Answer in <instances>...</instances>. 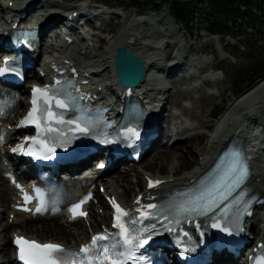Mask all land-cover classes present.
Here are the masks:
<instances>
[{"label":"bare ground","instance_id":"obj_1","mask_svg":"<svg viewBox=\"0 0 264 264\" xmlns=\"http://www.w3.org/2000/svg\"><path fill=\"white\" fill-rule=\"evenodd\" d=\"M9 1L15 3V0L0 1V23L1 21L5 20L4 12ZM51 1L53 3L56 2L60 6H62V10L67 12V14L78 11L77 6H69L64 2L60 3L55 0ZM38 4L39 3H35V5ZM85 4L93 5L92 1L86 2ZM22 5H30V3L25 2ZM35 5H33V7ZM110 6L113 7L116 6V4L110 3ZM119 7L125 8V6ZM153 10H156V8H153ZM126 14L128 23L123 24L121 28L110 37H100L99 35L93 34L92 38L90 39L91 42L94 44L103 43L104 48L101 47L102 45H95L96 47L90 52V55L92 56H89L88 58L89 64L85 65L84 67L90 68L89 70H92L94 68L99 69L102 75L110 74L113 71L112 61L114 52L118 47L124 46L126 49L131 50L135 55L139 56L146 67V73L137 87H144L145 89H147L151 86H154V84L152 85V82H150L152 81L153 76L151 70L152 72L153 70H155L156 72H162L163 69H169L170 72L166 76L171 79V72L175 71L177 69V65H179L178 58L180 57L181 60L185 62L186 59L183 57H186L190 52H192L194 48L193 45L191 44L189 45V47L183 46L184 48L179 47L180 52L175 54L171 52L167 53L169 47L172 48V44L175 45V43H179L181 40V35L177 34L178 32H176V28L174 26H171L168 22H163V17L153 14L151 10H132L128 11ZM55 18V15H48L46 18H42V20L44 19L42 23H44L45 21H51ZM107 23L112 24L110 28L104 27V25H106ZM107 23H105L102 27L105 31L111 30L113 24L116 22L109 21ZM152 23L161 25L160 29L165 34H151L148 31V25H151ZM54 34L56 35V32ZM166 37H168V40L170 42L168 47H165L163 45ZM101 38H103V40H101ZM82 48L83 47H80L78 52L81 53ZM165 54H168L166 59ZM79 55V57L75 55L77 61L79 60V63L85 62L82 61V58H85V55ZM164 60L165 62L161 64ZM91 64L97 65L96 67H94ZM180 66H183V64ZM204 67L212 68L214 67V65H210L208 63L205 64ZM84 71L87 70L84 69ZM184 76L185 75H183L182 77L171 79L170 85H172V87H177L179 83L185 81ZM190 76H192V74H190ZM220 81L221 80L219 78L214 80H206L204 82V85L210 87L212 85L219 84ZM173 83L178 84L174 85ZM167 86L168 85L166 84L164 78H162V80L158 81V83L154 86L156 87L155 89L159 90V92H156L153 96L159 97L160 102L165 101L166 104H168L170 100L172 104H181L178 107L181 108V115L185 116L186 119H181L180 117H178L180 118V124H185L187 119H195L197 120V123L186 124L187 126L185 125V129L182 131V133L178 134L183 137L185 136L184 142L177 143L172 147H168L167 145H159L153 150V152H151L152 159L148 161L147 166H150L151 168L157 167V170L154 172L148 171V173L153 177L165 179L163 186L170 187L186 183L192 176L203 169L202 163L205 160L206 156L210 154L209 151L211 150V148H213L212 150H214L215 147L219 144L218 142H216L217 137L213 136L214 132L218 134L220 131L224 130L223 133L228 132L236 133V135H241L240 132L247 129V127H249L253 123L259 124L258 122L261 121L264 124V78L258 81L246 92L241 94L237 99L230 102L225 111L222 112L223 114L221 115V117H219V119L217 120L218 122L213 127V130H208L207 133L201 131V129L206 130L208 125L206 119L203 117L204 115L202 114V112L200 114H196L193 110L195 104H192L191 102L192 105L190 107H185L182 105L180 100L178 102V98H188L190 99V101H192L191 99L193 98V92L197 91L200 95V99L198 100L199 103L202 102V98L204 96L205 97L203 100L206 101L212 100L216 95L214 96L213 93H205V91H203L201 87L197 85H192L184 89L177 88L173 93L170 91L172 87L170 88L168 86L169 88H167ZM224 91L220 93L218 92L220 98L224 95ZM176 92L178 93L177 97L175 96ZM165 103H163V105H165ZM166 110L167 109H165L164 107L163 112ZM212 110L213 108L210 109V114ZM167 117V124H171V122L175 120L177 115L171 114L170 112ZM161 123H163V117ZM165 132H168L167 134H169L167 138V141H169L171 136H173L171 135L169 127L165 130ZM159 139L160 138L158 137L155 142H159ZM137 171L138 170H136V172ZM255 172H258V177H261L264 174L261 169H257ZM128 174L129 173L126 171L123 174L125 175V177L123 175H119L118 177L112 175V177L108 178L104 182L107 188L110 189L111 192H114V194L119 199H124L123 201H125V199L126 201H130V194L135 195L138 191V188H140L139 175H137L138 173L133 176L137 179L136 184L133 183V185L129 181H132L133 178H128ZM143 186L144 182L141 183V187ZM249 186L258 191L260 188H264V180L256 182L255 178L250 179ZM119 189H122V191L119 192ZM10 193L12 194V191L9 188L7 181H5V179L2 178L0 174V207L7 206V203L11 198ZM0 218V234H4L5 238L8 236L9 231H12L13 227L20 228L25 234L34 235L41 240L50 239L62 242L66 245L81 241L86 237L87 234V229H85L86 226H84L81 221H77L74 224V228L76 229L74 233L71 230L63 227V223L60 222L59 218L50 221L42 220L40 221V225L36 224L34 222L35 220H28L27 217L23 215H16L15 220L18 221L17 224L9 223L8 218ZM9 250L10 246L4 249V253L3 255H1V257H4L5 255H7L8 257L7 252H9ZM7 263H9V258H7V260H4V258L0 259V264Z\"/></svg>","mask_w":264,"mask_h":264},{"label":"snow or ice","instance_id":"obj_2","mask_svg":"<svg viewBox=\"0 0 264 264\" xmlns=\"http://www.w3.org/2000/svg\"><path fill=\"white\" fill-rule=\"evenodd\" d=\"M28 35V33L23 34L24 43H28ZM8 62V58H5V63L8 64ZM15 71V68H0V73ZM56 85H61V81H56ZM53 102L56 108L67 110L76 105V98L59 87L33 86L32 108L20 123L35 125L40 134L24 137V141L32 142L27 149L24 147V142H21L12 151H22L48 159L55 155L57 148V144L54 140H49L48 136L49 134L59 135L61 132L59 126L53 127V122L56 125L74 126L70 130L81 134H89L92 128L98 126L99 121L96 118L83 112L75 119L65 120L62 113L53 110ZM41 104L44 105L43 108L40 107ZM124 131L130 136L139 135L136 128H126ZM247 175L248 166L241 154L233 153L226 163L218 166L215 174L208 176L198 187L164 204H141V197L138 196L135 201L138 207L125 208L112 198L114 230L96 233L92 236L90 243L83 244L78 252L66 249L59 243L39 242L18 235L14 241L18 246V258L23 264H151V259L141 250L149 246L158 234L157 223L151 222L153 219L165 221L160 227L167 232L176 233L179 243H182L180 236H189V233L181 226L182 221L193 222L194 217L219 212L220 215L211 216L213 228L220 229L229 235L233 231L232 225L239 228L240 216L247 210V204L250 201L244 199L245 191H239L235 197L233 193L241 188ZM162 183L163 181L149 178L148 187L153 188ZM37 194L40 196V203L36 211L40 212L44 209L45 201L39 190ZM24 199L27 202L32 197L24 193ZM89 199H91V193L72 206L73 218L88 215L83 211L82 205ZM222 220L227 223H221ZM196 227L199 228L200 225L197 223ZM260 247L264 248V245ZM254 264H264V255L256 257Z\"/></svg>","mask_w":264,"mask_h":264},{"label":"rangeland","instance_id":"obj_3","mask_svg":"<svg viewBox=\"0 0 264 264\" xmlns=\"http://www.w3.org/2000/svg\"><path fill=\"white\" fill-rule=\"evenodd\" d=\"M61 1V0H60ZM89 0H85L88 2ZM109 3L116 4V6H125L129 8V11H144V10H151L153 14L157 16L163 17L167 12H170L168 7L160 6L157 2L150 3L149 0H104ZM74 1H68L67 4H76L73 3ZM133 3H136V7H129ZM118 4V5H117ZM188 8H191L192 13L187 18H184L180 21L176 20L175 27L180 28L179 35L182 36L187 40L188 44L195 45L196 49H201L204 46V42H206V38H209L208 32L205 30L210 29L209 22L215 21L217 23L223 24L227 23L230 24V28L228 29L229 35L224 36V31L220 32V35H217L221 39V44L224 47V52H215L214 46L211 45V51L213 55H210L208 52L206 54L207 60L210 61L212 64H217L220 71H217V75L220 77V83L217 85L210 86V89L205 86H200L202 84L203 79H198L195 82V85L201 87L205 93L213 92L214 98L212 100L204 101V97L202 98V102L198 103L199 92H193V98L191 99L192 104H195L194 111L196 114H202L203 117L207 121V129L209 130L212 128L218 116L221 115L222 111H224L227 106L235 100L239 95L238 89L244 87L246 85L245 80L249 77L251 71L259 66H264V20L261 17L254 18L258 16V9L253 8L251 10L252 20H239L236 23L232 22V19L228 18V13L222 11L219 14H212L211 9L207 6L205 1L201 0H187ZM154 7L158 8V11L153 10ZM120 8V7H119ZM263 22V23H261ZM110 24L104 25L105 28H110ZM233 26V28H232ZM112 28L115 32L118 31V26L114 25ZM121 28V27H120ZM114 32V33H115ZM113 33V34H114ZM101 37V36H100ZM103 40V38H101ZM103 42V41H100ZM103 46V43H101ZM203 51V50H202ZM200 55V54H199ZM203 56V55H201ZM201 73V72H200ZM183 83V82H182ZM174 85L178 83H173ZM185 84L179 83L177 87H172L171 92H175L177 88H183ZM224 89V90H222ZM224 91V95L220 98L218 92ZM218 94V95H217ZM178 93L176 92L175 96L177 97ZM180 98V97H179ZM180 102L188 100V98L179 99ZM175 100V97H174ZM190 100V99H189ZM187 102V101H186ZM167 105V116L168 112L171 114L177 115L176 119L178 121L180 118L186 119L185 116L181 115V108L178 107L181 104H172L171 100ZM191 104V105H192ZM189 106V102H187ZM184 108V107H182ZM213 108L211 114L209 113L210 109ZM207 114V115H206ZM185 115V114H184ZM180 117V118H178ZM167 119V118H166ZM191 122L194 124L197 123V120L190 119ZM182 124V123H181ZM201 131H204L201 129ZM152 153L145 156L143 161L140 164L142 169H146L147 171H156L157 167L151 168L147 166L148 161L152 158ZM133 170V169H132ZM133 172V171H132ZM119 175H123V173L118 171L114 176L118 177ZM125 177V175H123ZM115 177V178H116ZM133 185V182L130 181ZM119 191H122V189ZM124 200V199H123ZM126 201V199H125ZM4 221V220H3ZM52 223V222H51ZM85 226V225H84ZM85 229H87L85 227ZM74 241V240H73ZM75 242V241H74ZM6 253V252H5ZM8 253V252H7Z\"/></svg>","mask_w":264,"mask_h":264},{"label":"trees","instance_id":"obj_4","mask_svg":"<svg viewBox=\"0 0 264 264\" xmlns=\"http://www.w3.org/2000/svg\"><path fill=\"white\" fill-rule=\"evenodd\" d=\"M155 1V0H152ZM165 2V4H169L172 6V12L174 13L175 16L177 17H185L186 16V10L183 7L184 4H177V2H175V0H163ZM184 1V0H182ZM228 0H207L211 10L213 12H218L219 9L220 10H228V12H230V14L234 13L238 16L247 18V12L242 11L239 6H235L233 3H231L230 6H228L227 4ZM231 1V0H230ZM232 1H239V3L243 6H249L251 4H254V6H256L259 10L264 11V0H232ZM234 6V7H233ZM228 7V8H227ZM220 27V25L218 24H213L212 25V29L213 30H218ZM264 71V67H259L256 70H253L251 72V76L250 78L247 80V83L251 82L254 78H256L257 76H260L263 74Z\"/></svg>","mask_w":264,"mask_h":264},{"label":"water","instance_id":"obj_5","mask_svg":"<svg viewBox=\"0 0 264 264\" xmlns=\"http://www.w3.org/2000/svg\"><path fill=\"white\" fill-rule=\"evenodd\" d=\"M114 69L119 82L131 86L138 84L145 72L142 60L124 47L115 53Z\"/></svg>","mask_w":264,"mask_h":264}]
</instances>
